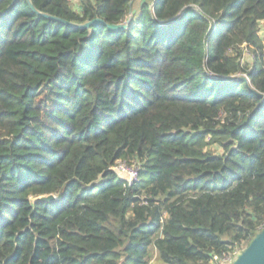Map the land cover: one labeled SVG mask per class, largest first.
Returning <instances> with one entry per match:
<instances>
[{"label":"trees","instance_id":"obj_1","mask_svg":"<svg viewBox=\"0 0 264 264\" xmlns=\"http://www.w3.org/2000/svg\"><path fill=\"white\" fill-rule=\"evenodd\" d=\"M31 2L104 24L0 15V264L241 252L264 229V0Z\"/></svg>","mask_w":264,"mask_h":264},{"label":"water","instance_id":"obj_2","mask_svg":"<svg viewBox=\"0 0 264 264\" xmlns=\"http://www.w3.org/2000/svg\"><path fill=\"white\" fill-rule=\"evenodd\" d=\"M16 2V0H12L11 4L2 12L0 15H3L8 12V10L11 8V6ZM28 6L30 9L37 14L38 16H41L45 19H50L55 22L61 23L66 26H71L79 29H90L91 26L96 24H104V22L100 19H94L91 21H85L83 23H73V22H67L61 19H58L56 17L50 16L46 13H42L40 11H37L34 6L32 5L31 0H26ZM126 27L125 24H116V25H107V28L111 31H120L123 30ZM90 32V31H89ZM262 99H264V95H260ZM56 200L55 195H47L38 197L33 200L34 202H53ZM232 264H264V229H262L260 232H258L254 238L249 242V244L240 252V254L237 256L235 261Z\"/></svg>","mask_w":264,"mask_h":264},{"label":"built area","instance_id":"obj_3","mask_svg":"<svg viewBox=\"0 0 264 264\" xmlns=\"http://www.w3.org/2000/svg\"><path fill=\"white\" fill-rule=\"evenodd\" d=\"M78 1L80 0H70L71 3H75L76 5ZM244 52L247 53V50L244 49ZM111 170L115 171L119 177H122L128 185H131L138 179L139 169L136 164H128L124 161H118ZM239 254L240 250L234 248L221 256H214L212 260L206 264H232Z\"/></svg>","mask_w":264,"mask_h":264},{"label":"rangeland","instance_id":"obj_4","mask_svg":"<svg viewBox=\"0 0 264 264\" xmlns=\"http://www.w3.org/2000/svg\"><path fill=\"white\" fill-rule=\"evenodd\" d=\"M72 6L75 7L76 4L72 3ZM258 34H259L260 39L264 43V24L263 23H260V25H259Z\"/></svg>","mask_w":264,"mask_h":264}]
</instances>
